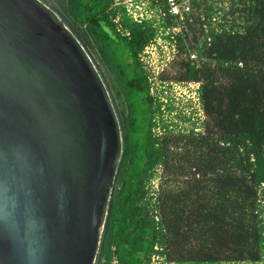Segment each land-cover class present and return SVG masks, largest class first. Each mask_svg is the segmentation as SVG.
Instances as JSON below:
<instances>
[{
  "label": "trees",
  "instance_id": "trees-1",
  "mask_svg": "<svg viewBox=\"0 0 264 264\" xmlns=\"http://www.w3.org/2000/svg\"><path fill=\"white\" fill-rule=\"evenodd\" d=\"M191 5L186 22H213L212 2ZM58 8L88 41L124 107L125 151L101 261L150 264L159 256L166 264L264 263V0H228L219 24L201 29L192 47L197 60L183 63L180 81L199 84L207 120L202 132L178 139L153 134L159 107L138 60L155 35L152 23L133 22L113 0H63ZM169 20L165 27H172ZM175 39L184 50L181 34ZM177 143L185 148L179 155ZM157 167L173 184L184 176L183 186H160L149 197Z\"/></svg>",
  "mask_w": 264,
  "mask_h": 264
},
{
  "label": "water",
  "instance_id": "water-1",
  "mask_svg": "<svg viewBox=\"0 0 264 264\" xmlns=\"http://www.w3.org/2000/svg\"><path fill=\"white\" fill-rule=\"evenodd\" d=\"M103 65L46 0H0V264H99L125 137Z\"/></svg>",
  "mask_w": 264,
  "mask_h": 264
},
{
  "label": "rangeland",
  "instance_id": "rangeland-1",
  "mask_svg": "<svg viewBox=\"0 0 264 264\" xmlns=\"http://www.w3.org/2000/svg\"><path fill=\"white\" fill-rule=\"evenodd\" d=\"M46 1L59 11V2L63 0ZM141 1L145 3L153 13L156 12L157 20H159L158 23L156 19L151 22L155 30V35L138 54L139 63L147 77L152 103L154 107H159V110L154 115L155 128L153 134L158 137L168 134L178 139L181 138L180 136L191 134V131L196 134L200 133L203 130L207 118L202 113L198 98L197 91L199 84L180 81L184 76L183 63L186 61L195 62L197 60L196 52L192 50V47L195 45V39H202V35H200L201 29L208 30L210 27L214 26V22L219 24L220 17L226 12L228 0H208L210 3L212 2L214 8V14H212L213 22L210 23L206 21L203 27L200 25L201 19L199 22H196L194 19H190L188 22L184 19L170 21L166 17L162 20L158 11L164 10L163 0ZM167 20L171 22L172 27H165ZM119 30V33L124 36L123 29L119 27ZM177 34H181L184 38V50L182 51H179L176 46L177 40L175 36ZM91 52L97 61H99L96 53L92 51V49ZM113 95L122 113L124 107L119 104L114 92ZM173 150L174 153L179 155L185 148L182 143H179L177 148ZM176 180L177 182L173 184L171 182V176L167 175L160 167H157L148 185V196L155 197L160 186H162V188H167V186L171 185L182 187V182L185 180V177L180 176L178 179L176 178ZM152 202H154V200H152L151 203ZM99 264L105 263L100 259ZM150 264L166 263L161 257L153 256L150 260Z\"/></svg>",
  "mask_w": 264,
  "mask_h": 264
},
{
  "label": "built area",
  "instance_id": "built-area-1",
  "mask_svg": "<svg viewBox=\"0 0 264 264\" xmlns=\"http://www.w3.org/2000/svg\"><path fill=\"white\" fill-rule=\"evenodd\" d=\"M166 10H159V15L165 19V17L183 19L185 14H188L191 9V0H164ZM123 7L126 15L135 23H142L145 21L152 22L157 20L156 12L153 13L148 6L141 0H113V7ZM160 18V17H159ZM126 35H128L126 33ZM111 264H117L116 260L113 259Z\"/></svg>",
  "mask_w": 264,
  "mask_h": 264
}]
</instances>
